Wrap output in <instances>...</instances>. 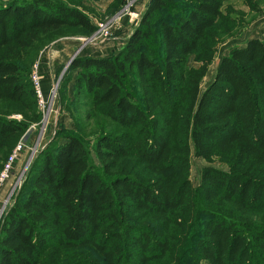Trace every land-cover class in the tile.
I'll list each match as a JSON object with an SVG mask.
<instances>
[{
	"label": "trees",
	"instance_id": "16d2710c",
	"mask_svg": "<svg viewBox=\"0 0 264 264\" xmlns=\"http://www.w3.org/2000/svg\"><path fill=\"white\" fill-rule=\"evenodd\" d=\"M224 2L151 0L117 56L71 63L76 95L85 92L97 115L131 133L96 138L101 172L76 137L43 152L4 219L0 264H182L195 233L199 262L264 264V40L231 48L201 89L238 25ZM161 11L172 20L156 18ZM69 29L90 35L95 27L61 1L0 3V105L30 108L26 50ZM189 58L197 67L187 68ZM26 129L0 114V151ZM192 154L227 170L204 167L194 187Z\"/></svg>",
	"mask_w": 264,
	"mask_h": 264
},
{
	"label": "rangeland",
	"instance_id": "374dc122",
	"mask_svg": "<svg viewBox=\"0 0 264 264\" xmlns=\"http://www.w3.org/2000/svg\"><path fill=\"white\" fill-rule=\"evenodd\" d=\"M13 0H0L7 3ZM22 1V0H20ZM76 7L83 12L94 25L90 35L69 29L52 32L40 39L38 44L26 50L23 58L27 66L26 81L29 86L30 104L28 109L9 102L0 105V114L14 121H25L27 129L18 136L10 150L0 151V239L2 226L8 212L21 202L26 189L30 187L35 169L41 164L43 152L54 151L66 143L69 136L81 140L89 154V164L99 172L102 171L94 154V142L101 134H128L129 130L112 125L109 120L97 115L92 100L85 92L76 95L78 69H72L71 63L79 58H113L125 47L129 37L138 27L142 15L151 0H56ZM172 2V0H170ZM246 1V0H245ZM256 10L246 7L244 0H225L223 12L237 18V27L224 37L217 47V54L208 73L201 83L204 90L213 80L215 71L222 57L233 47H243L250 39L264 40V0H247ZM178 10L183 7L177 8ZM229 12V13H228ZM156 18L172 20V12H157ZM156 18L152 19L154 30L157 29ZM157 45V44H155ZM159 48V47H158ZM157 62L161 58L159 52ZM187 68L197 64L189 58ZM34 74L40 77L41 98L35 93ZM133 92L139 94L137 81L134 80ZM97 109V108H96ZM20 150L17 151V148ZM17 151V156L10 164V172L2 178L6 164ZM190 180L194 187L200 183L204 167H213L226 171L224 164L217 159L208 163L190 156ZM29 178V179H28ZM200 222L203 221L201 217ZM191 239L195 243V236ZM189 240L182 264H207L199 262L192 255L194 244Z\"/></svg>",
	"mask_w": 264,
	"mask_h": 264
},
{
	"label": "built area",
	"instance_id": "2783aa9c",
	"mask_svg": "<svg viewBox=\"0 0 264 264\" xmlns=\"http://www.w3.org/2000/svg\"><path fill=\"white\" fill-rule=\"evenodd\" d=\"M40 77L38 74H34V80H33V83L34 86H35V93H36V96L40 99L41 98V88H40ZM20 150V147L17 148V151ZM17 151L16 153L10 157V160L8 162V164H6L5 166V170L2 174V178H6L10 172V164L11 162L13 161V159L15 158V156H17Z\"/></svg>",
	"mask_w": 264,
	"mask_h": 264
}]
</instances>
